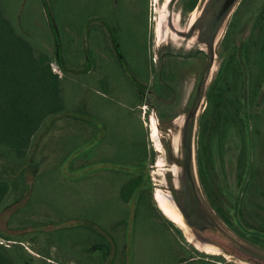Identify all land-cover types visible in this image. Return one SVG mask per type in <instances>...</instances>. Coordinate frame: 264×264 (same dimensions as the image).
<instances>
[{"label":"rangeland","instance_id":"1","mask_svg":"<svg viewBox=\"0 0 264 264\" xmlns=\"http://www.w3.org/2000/svg\"><path fill=\"white\" fill-rule=\"evenodd\" d=\"M0 1L36 54L51 57L52 70L59 66L55 57L61 45L70 69L62 72L68 104L98 110L102 118L109 106L117 107L118 117L131 115L128 123L136 140L131 137L127 154L147 153L157 206L152 208L145 192L139 203L141 187L131 193L130 168L79 180L70 176L69 164L62 170L60 154L51 152L48 160H54L40 169L29 201L14 218L16 223L39 222L20 243L30 264H264V0H237L214 35L208 34L218 8L212 7L214 0H197L192 12L186 9L192 0H176L170 7V0ZM168 62L177 64L175 73L159 74ZM192 106L198 113L196 188L188 179V189L196 204H204L246 246L218 231L231 241L235 255L201 249L157 203L156 194L174 164L167 131L173 125L169 139L175 141ZM152 117L167 160L153 139ZM115 126L119 130L121 121ZM83 129L71 127V136H82ZM54 143L63 144L56 137ZM161 156L164 170L158 166ZM124 192L132 196L128 202L120 198ZM5 224L0 219L2 228ZM202 232L225 244L219 233ZM0 242L14 258L16 243L1 237ZM114 249L122 256L115 261L107 256Z\"/></svg>","mask_w":264,"mask_h":264},{"label":"trees","instance_id":"2","mask_svg":"<svg viewBox=\"0 0 264 264\" xmlns=\"http://www.w3.org/2000/svg\"><path fill=\"white\" fill-rule=\"evenodd\" d=\"M196 3L197 0H192L186 9L194 10ZM55 59L62 72L68 74L70 69L62 58L60 44L57 46ZM51 60L47 54H36L34 44L5 15L0 1V219H6L5 227L0 225V237L16 243L14 258L7 247L0 244V264H18V261L22 264L31 263L20 243L32 235L39 227V222L29 219L16 223L14 218L29 201L31 184L40 175V169L54 160V157L48 160L50 153H59L61 169L69 162L70 173H74L90 166L88 158L94 151L84 150L90 141L83 134L75 138L70 131L71 127H83L91 131L94 125L86 117L93 116L92 112L84 106L81 109L74 108L65 101L63 79L53 72ZM256 97H259L258 94L254 96L252 103L256 102ZM55 137L63 142L62 149L57 143L53 144ZM73 161L74 164L70 166ZM127 168L141 173V176L130 182L131 193L141 187L139 203H142L145 192L152 208L157 209L152 178L147 171V157L127 165L125 169ZM123 196L127 202L132 197L130 192H124ZM238 223L248 229L240 220ZM220 235L224 237L223 234ZM224 238L225 244L212 241L228 254L235 255L231 250V241ZM107 256L113 258V261L122 257L117 254L116 249L109 250ZM123 256L124 259L128 258L127 254Z\"/></svg>","mask_w":264,"mask_h":264},{"label":"water","instance_id":"3","mask_svg":"<svg viewBox=\"0 0 264 264\" xmlns=\"http://www.w3.org/2000/svg\"><path fill=\"white\" fill-rule=\"evenodd\" d=\"M176 0H170L169 7L173 5ZM237 0H228L226 3V10L229 11ZM52 26H54L51 21ZM55 36L57 37V32L54 29ZM194 106L188 111L187 117H183L178 129V144L177 149L174 148L171 140L169 139V133L167 138V145L169 147L170 158H173L174 164L178 167L177 174L174 171H167L165 174V186L161 185V188L169 192V198L172 199L176 206L177 211L181 214L185 223L191 229L193 235L200 240L201 243L211 245L215 248L221 250L224 255H229L220 246L211 241V239L202 235V231L206 229L221 231L223 234L228 236L231 240L238 242L232 235H230L217 221L214 215L210 214L208 209L204 204H196L193 201L190 191L188 189V179L191 180L196 188V175H195V149H194V128L196 120L198 118V113L196 112ZM174 121H172L173 124ZM182 125V126H181ZM173 127V125H172ZM171 127V128H172ZM170 128V129H171ZM187 128V129H185ZM166 155V160L168 153L166 149L164 150ZM187 156V161H184V156ZM169 158V157H168ZM172 165V166H173ZM168 174L172 177L169 180ZM192 198V199H191ZM194 202V203H193ZM241 244V243H240ZM241 246L245 247L243 244ZM231 256V255H229Z\"/></svg>","mask_w":264,"mask_h":264},{"label":"crops","instance_id":"4","mask_svg":"<svg viewBox=\"0 0 264 264\" xmlns=\"http://www.w3.org/2000/svg\"><path fill=\"white\" fill-rule=\"evenodd\" d=\"M95 93L102 98L105 97V95L99 93V91L97 90ZM118 108H120V106H118ZM116 109L117 107L115 106H109L108 108H105V118L101 117L98 110L91 109L93 116L89 115L88 117H86V120L94 126H92L91 131L86 128V130H84V132L82 133L84 138L90 141L89 144L84 148V150L86 151L94 149V151L93 154L88 158V163H90V166H88V168L84 170L70 173V176H72L73 178H79V180H83L86 178L98 177L102 172L117 168H126L127 165L134 164V162L136 163L138 162V160L146 157L148 163V156L146 152H141L134 156H129L127 154L128 152H130L127 147L129 146V143L132 144L133 142L131 137L133 136L134 127H130L128 123V121L131 119V115L120 114V116L118 117V115L115 114ZM106 118H108L110 122H108ZM115 118H118L117 120L121 121L119 130L115 126L117 122ZM129 128L132 130V133H129ZM124 131H126V134H128L124 135ZM129 134H131V136H129ZM134 140H136V137H134ZM171 142L172 144L176 145L175 148L177 149L178 140L176 139L175 141ZM132 150L134 151V149ZM74 158L75 156L72 157L69 161ZM68 163L69 162H67V164ZM173 167L171 171L173 170ZM94 169H96V171H93ZM127 176L131 177L132 181L141 176V173L138 171H132L131 173L127 174ZM120 198H122L123 201L127 202L125 200L126 198H124L123 195H121Z\"/></svg>","mask_w":264,"mask_h":264},{"label":"bare ground","instance_id":"5","mask_svg":"<svg viewBox=\"0 0 264 264\" xmlns=\"http://www.w3.org/2000/svg\"><path fill=\"white\" fill-rule=\"evenodd\" d=\"M161 25H158V29L160 30ZM161 32V30H160ZM157 121L154 117L151 118V127H152V131H153V139L154 141L157 143L158 149L162 155V153H164V150L162 148V144L160 143V135H159V127L157 125ZM165 158L163 156L160 157L159 159V163L158 166L160 168H163L161 170H164L165 167V162H164ZM173 170L175 174H177L178 171V167L176 165H173ZM171 171V172H172ZM165 186V185H164ZM157 203L159 205V208L161 209V211L165 214L166 217H168L169 219H171L173 222H175L177 225H180L185 232H187V234H189V236L195 241V243L204 250L207 251H212L214 253L217 254H221V250L218 248H215L211 245L208 244H204L201 243L200 240H198L192 233L191 229L189 228V226L185 223V221L183 220L181 214L177 211L175 204L173 203L172 199L169 198V192L166 190H158L157 194Z\"/></svg>","mask_w":264,"mask_h":264},{"label":"flooded vegetation","instance_id":"6","mask_svg":"<svg viewBox=\"0 0 264 264\" xmlns=\"http://www.w3.org/2000/svg\"><path fill=\"white\" fill-rule=\"evenodd\" d=\"M227 1L228 0H214L212 2V4H211L212 7H213V5L214 6L217 5L218 8H217V10H215V12L213 14V17L210 20V24H209V27H208V34L214 35V32L218 29L221 20L230 11V9H229V11L226 10V3H227ZM192 11H190V12H192ZM187 58H191V57H187ZM168 66H169V69L171 67H172V69L169 70L168 69ZM175 67H177V64H175V63L171 64L170 62H168L167 64L161 66V69H160V73L159 74H162L163 73V70H164V72H165L166 75L169 74V73L170 74H174L175 73L174 71H176V69H173V68H175ZM167 70L169 71V73L167 72ZM170 71H172V73ZM162 84L167 85L165 81H163Z\"/></svg>","mask_w":264,"mask_h":264},{"label":"built area","instance_id":"7","mask_svg":"<svg viewBox=\"0 0 264 264\" xmlns=\"http://www.w3.org/2000/svg\"><path fill=\"white\" fill-rule=\"evenodd\" d=\"M53 70H54V72L57 74V75H59V77L60 78H62V70L61 69H59V66H56V65H54V67H53ZM1 244H4V242H0Z\"/></svg>","mask_w":264,"mask_h":264}]
</instances>
